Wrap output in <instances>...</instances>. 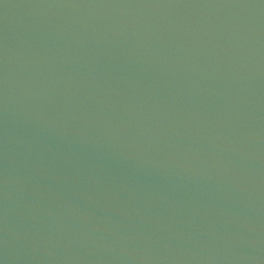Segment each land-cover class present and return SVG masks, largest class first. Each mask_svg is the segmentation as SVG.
Masks as SVG:
<instances>
[{
	"label": "water",
	"instance_id": "1",
	"mask_svg": "<svg viewBox=\"0 0 264 264\" xmlns=\"http://www.w3.org/2000/svg\"><path fill=\"white\" fill-rule=\"evenodd\" d=\"M0 264H264V0H0Z\"/></svg>",
	"mask_w": 264,
	"mask_h": 264
}]
</instances>
